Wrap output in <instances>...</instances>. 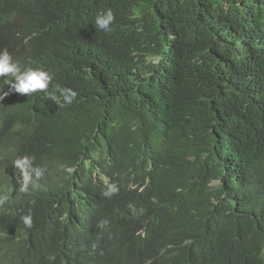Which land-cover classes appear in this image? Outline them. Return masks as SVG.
Returning a JSON list of instances; mask_svg holds the SVG:
<instances>
[{
    "label": "trees",
    "instance_id": "1",
    "mask_svg": "<svg viewBox=\"0 0 264 264\" xmlns=\"http://www.w3.org/2000/svg\"><path fill=\"white\" fill-rule=\"evenodd\" d=\"M5 49L0 264H264V0H0Z\"/></svg>",
    "mask_w": 264,
    "mask_h": 264
},
{
    "label": "clouds",
    "instance_id": "2",
    "mask_svg": "<svg viewBox=\"0 0 264 264\" xmlns=\"http://www.w3.org/2000/svg\"><path fill=\"white\" fill-rule=\"evenodd\" d=\"M115 17L113 12L109 9L104 13L98 15L95 20V25L102 30L110 31V25L113 23ZM12 77L11 80H6V83L11 85V88L21 94H31L37 91H44L48 88L51 82V75L48 71L41 68H25L22 69L17 61H14L11 54L5 49L0 51V77ZM57 92L63 97V101L66 104H71L76 98L77 93L70 88H57ZM8 92L0 94V101H3L4 96L8 95ZM53 100H57L56 96L52 97ZM13 164L16 169L19 170L22 183L19 184V191H28L29 184L34 183L35 180L41 178L44 174V170L33 165V161L28 156L17 158ZM118 192L116 185L109 186V192L107 194H113ZM5 202L4 198H0V205ZM23 223L26 227L32 226L31 215H26L23 218ZM107 221L102 222L101 226L106 224Z\"/></svg>",
    "mask_w": 264,
    "mask_h": 264
}]
</instances>
